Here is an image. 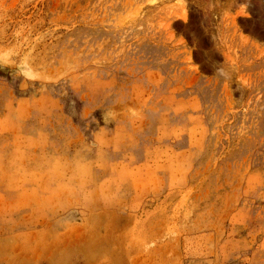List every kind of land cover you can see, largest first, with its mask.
I'll return each mask as SVG.
<instances>
[{"label":"rangeland","instance_id":"1","mask_svg":"<svg viewBox=\"0 0 264 264\" xmlns=\"http://www.w3.org/2000/svg\"><path fill=\"white\" fill-rule=\"evenodd\" d=\"M0 264H264V0H0Z\"/></svg>","mask_w":264,"mask_h":264}]
</instances>
